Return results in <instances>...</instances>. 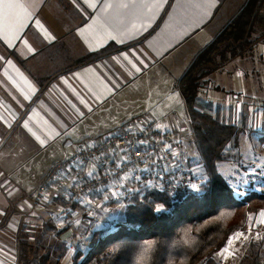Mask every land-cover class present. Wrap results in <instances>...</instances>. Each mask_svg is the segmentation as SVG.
<instances>
[{
    "label": "crops",
    "instance_id": "crops-1",
    "mask_svg": "<svg viewBox=\"0 0 264 264\" xmlns=\"http://www.w3.org/2000/svg\"><path fill=\"white\" fill-rule=\"evenodd\" d=\"M225 1L211 0L210 3H205L203 9H199L194 5L204 3V0H168L161 10L156 11L155 19L147 31L136 38H125L126 45L133 44L137 50L143 49L148 55L149 66L142 73H135L122 56L119 57V62L112 59L119 56L118 50L122 45L106 41L105 47L93 52L89 44L97 47V37L93 35L95 30L86 32L83 36L79 34L78 30L92 23L91 18L99 13L93 14L82 3L77 8L72 0H26L29 9L55 39H45L42 31L30 26L25 30L24 38L35 49L34 53L22 43L14 41L18 46L9 48L0 41V56L4 57L0 60V115L13 124V128L9 130L0 122V137L3 141L0 142V212H3L0 215V262L19 264L16 241L22 229L36 227L43 230L50 222L48 211L65 204L71 191L67 185H74L88 176V171L94 174L96 170L80 165L70 175L63 174L49 192L47 202L32 210L22 207L23 203L19 200V194L25 192L21 190L22 182L19 178L36 176L38 186L51 166L70 155L74 145L81 143L83 138H100L133 122L156 120L138 116L154 113L159 101L177 91V81L195 55L215 36L219 15L227 12V21L232 16V10L236 6L230 11ZM134 22L136 18L129 15L126 20L128 26ZM181 27L186 31L178 35ZM86 38L88 43L85 42ZM97 53H100L98 58L82 63L83 58ZM8 60L12 64H7ZM96 65L102 66L97 69L102 74L112 77L115 73L113 82L119 83L114 94L104 93L106 99L103 102H96L87 95L79 81L71 75ZM5 70L26 91L28 88L21 73L36 87L37 91L32 95L31 101L24 100L7 80ZM62 77H68L90 101L91 112L68 93L61 82ZM81 79L90 82L97 93L103 92L96 82L95 73H85ZM213 81V90L202 96L201 102L210 103L213 110L219 112L226 122L239 124L245 116L249 127L264 130V44L250 57L238 59L215 74ZM68 100H72L84 112L82 118L68 104ZM20 104H23L22 108ZM33 109L39 113V118L33 117L30 126L46 140V146L28 138L25 131L17 126V114L24 116ZM170 122L177 124V120ZM175 130L177 136L180 132L189 133L186 129ZM56 132L61 135L53 139ZM38 161L43 162L42 166L31 173V164ZM54 241L51 239V242ZM241 259L242 257L237 264Z\"/></svg>",
    "mask_w": 264,
    "mask_h": 264
},
{
    "label": "trees",
    "instance_id": "trees-1",
    "mask_svg": "<svg viewBox=\"0 0 264 264\" xmlns=\"http://www.w3.org/2000/svg\"><path fill=\"white\" fill-rule=\"evenodd\" d=\"M232 11L226 24L195 55L176 83L189 113V141L199 155L202 173L187 174L186 168L191 164L187 153L180 167L167 176L168 179L175 176L180 183L159 181L163 190L139 183L137 188L142 191L127 198L117 197L127 207L123 221L113 233L90 225L86 230L88 236L82 235V230L80 242L67 244L61 237L73 229L71 237L76 238L75 229L83 226L74 223L60 230L50 219L39 241L31 247L35 250L32 257L26 248H20L19 264H49L58 255L57 247L63 251V258L59 255L56 258L62 261L59 264H225L219 259L220 250L233 233L248 231L251 216H260L264 210V177L260 178L259 188L254 189L252 183L248 187L252 192L239 198L219 171L221 163L235 162L241 157L243 135L252 143L257 138L260 151H264V130L249 127L245 116L239 124L226 122L210 103L200 101L213 90L215 74L238 59L250 57L264 44V0H241ZM99 55L90 54L82 63ZM213 168L215 175L205 182L202 192L196 193L187 186L189 176L199 183ZM108 203L113 205L115 201ZM157 204H163L168 211L157 214L154 210ZM258 230L263 231L264 227L259 225ZM148 244L152 248L142 259L143 248ZM44 246H47L45 254ZM65 246H70V253H64ZM263 255L264 241H251L239 264H264ZM65 257L67 260L63 262Z\"/></svg>",
    "mask_w": 264,
    "mask_h": 264
},
{
    "label": "snow or ice",
    "instance_id": "snow-or-ice-1",
    "mask_svg": "<svg viewBox=\"0 0 264 264\" xmlns=\"http://www.w3.org/2000/svg\"><path fill=\"white\" fill-rule=\"evenodd\" d=\"M211 0H204V3H196L194 6L199 9H203L205 3H210ZM72 3L76 5L77 8L80 7L82 3L87 8L91 9L93 14L99 13V15H94L92 19V23L86 24L84 27L78 30L79 34L83 36L86 32L93 31V35L97 37V47H92L89 44V48L91 51L95 52L98 51L100 47H105L106 41H111L116 44L122 45V47L118 50L119 56L112 57L113 60L119 62V57L122 56L128 63L131 65V68L134 70L135 73H142L144 69H146L149 65L147 63L148 55L143 50H137L135 45L128 44L126 45V37L132 36L136 38V36L142 34L143 32L147 31L149 27H151L153 20L155 19L156 11L161 10V8L168 3V0H72ZM83 11V9H81ZM131 15L136 18V22L131 23L130 26L126 23L127 17ZM103 17V19L101 18ZM30 26H34L37 30L43 32V36L45 39L49 41L54 40L55 37L52 36L47 28L42 24L41 20L36 18L33 11L29 9L26 0H0V41H3L9 48H16L18 45L14 43V41L22 43L28 47L30 52H35V49L29 44L28 40L24 38L25 30L28 29ZM97 26H99L97 28ZM186 31L185 28L181 27L179 30L178 35H182ZM85 42L88 43L87 38ZM134 58V59H132ZM4 57L0 56V60H3ZM7 64H12L11 60L6 61ZM102 66H89L88 68L82 69L79 72H73L72 78L76 81H79L80 85L83 88V91L87 93V95L91 96L96 102H103L106 99L104 93L108 95L114 94L116 89L119 87L118 82H113V78L115 77V73L112 74V77L102 74L98 72L97 69L101 68ZM95 73L96 74V82L98 83L99 87L103 90L102 93H97L94 86L90 82H85L81 77L85 73ZM238 75H242V73H238ZM4 76L7 78L8 81L20 92L23 96L24 100L31 101L32 95L36 93L37 89L34 85L31 84L30 81L27 80L26 77H23L21 73L20 76L23 78L24 84L27 86L28 91L13 77L11 76L7 70L4 71ZM118 80V77H117ZM61 82L63 85L66 86L68 93H70L73 97H75L80 105H83L85 108L88 109L89 112L92 111L90 101L85 97L84 94L73 83L70 81L68 77H62ZM67 98V97H66ZM19 103V101H17ZM68 104L76 111L79 117L84 116V112L81 111L76 104L72 102V100H68ZM20 107H23V104H20ZM33 117L39 118V113L33 109L30 114H25L24 116H20L17 114V121L18 127L22 128L25 131V135L33 140L34 142H38L42 146H46V140L42 139L40 135L37 134L36 131L33 130V127L30 126V121L33 120ZM0 122L3 123L4 127L11 130L13 128V124L10 123L3 115H0ZM47 124V121H44ZM159 125L157 128L159 129ZM163 130V129H161ZM61 135L60 132H56L55 135L52 137L53 139L59 137ZM0 142L2 141V137H0ZM139 143H144V141H139ZM179 143V142H177ZM87 147H94V145H86ZM163 152L165 154L157 153V158L151 159V164L155 165L157 162H165L164 168L161 170V174L159 175L158 179H145L142 180L141 176L135 175L134 179L144 183L149 188H160L163 190V185L160 184V180L164 179L163 172L167 171L169 167L171 168H179L181 163V153L173 147L172 144H164L163 145ZM139 155V151L136 153ZM104 155V153H101ZM169 157L171 159H169ZM93 159H99V157H93ZM128 160L127 154L125 156L120 157V163L117 164V167L120 164H126ZM79 163L84 164V160L81 159ZM95 168V165H93ZM144 170H148V162H145ZM73 169L69 167L65 172V175H70ZM111 171V170H109ZM193 176L196 174L195 169L190 170ZM2 175V174H0ZM88 176H93L92 171L87 172ZM215 175V168L209 173L206 177H201L200 182L196 183L192 181V176H189L188 179V187L192 189L196 193H200L203 191V185L206 181H208L212 176ZM247 175V173H246ZM59 176H53L52 181L50 182L49 186H53L57 179H60ZM133 178L131 172H123L121 176L118 177V181L123 182L128 181L129 179ZM239 179L237 178V183L232 184V181H228L231 185L234 194L241 195L242 193L239 191ZM175 176L169 177V183L175 184L180 183ZM244 183H247V179L243 180ZM2 186V185H0ZM68 188H72V184L67 185ZM76 187H79V184H76ZM129 192H140L142 189L130 187L128 188ZM43 199L47 201L49 199V195L41 193ZM113 196H118L120 193L114 191L112 193ZM81 202L88 204L89 206H96L99 207L100 205L95 202L94 200L86 197H78ZM103 199L107 200L109 197L105 195ZM22 207H33L32 204L28 203L27 201L24 202ZM127 206L123 203L119 204L120 209H125ZM155 212L157 214L165 213L168 209L165 208L163 204L155 205ZM61 212L67 213L69 210L61 209ZM0 215H3V212H0ZM35 215V213H33ZM89 216H95L94 212L89 211L87 213ZM260 216L264 217V210H261L259 213ZM112 219H116L113 217ZM76 224H80V220L75 221ZM63 221L61 222L58 227H63ZM100 225H97L99 227ZM110 226V225H109ZM259 233H257V239H259ZM247 241L248 236H246L243 232H235L229 238L227 244L220 250L218 253L219 256L222 258H227L226 254H229L230 246L232 245L233 241L240 242V241ZM152 248V244H148L146 247L143 248L141 258L143 259L144 254H146ZM239 249H234L231 251V256L233 258L236 257ZM3 264V262H0Z\"/></svg>",
    "mask_w": 264,
    "mask_h": 264
},
{
    "label": "built area",
    "instance_id": "built-area-1",
    "mask_svg": "<svg viewBox=\"0 0 264 264\" xmlns=\"http://www.w3.org/2000/svg\"><path fill=\"white\" fill-rule=\"evenodd\" d=\"M157 125L160 126L159 129ZM139 141H144V143L141 144ZM177 142L179 141L176 130L172 128L170 122L162 123L153 119H145L124 125L100 138L75 144L72 153L65 159L55 162L42 178L31 197L33 209H38L47 202L43 199L41 193L49 195L53 186L59 181L57 179L54 185L50 187L49 184L53 176L61 177L69 167L74 169L81 165L90 168L95 165L96 171L93 176H86L84 179L77 181L71 188L63 206L48 211V217L58 229H68L80 218L77 216L76 209L83 202L78 197L92 198L97 193L107 194V190L111 193L117 191L120 193L119 197H130L133 192H129L128 188H137V185L141 183L134 179L135 175L141 176L142 180L158 179L167 161H158L157 164L152 165L151 159L157 158V153L166 155L163 152L164 144H172L181 153V160L185 158L187 151L183 150L180 143ZM86 145H94V147H87ZM138 151L139 155L136 154ZM101 153H104V155H101ZM125 154L128 157L127 163L120 164L117 167V164L120 163L119 158L125 156ZM93 157H99V159H93ZM81 159L84 160V164L79 163ZM169 159L171 158L169 157ZM145 162H148V170L146 171L144 170ZM177 169L169 167L167 171L163 172V180L167 179V183H169L168 173ZM125 171L131 172L133 178L121 185L118 177ZM76 184H79V187H76ZM61 209L69 211L65 213L61 212ZM62 221L64 226L58 227Z\"/></svg>",
    "mask_w": 264,
    "mask_h": 264
},
{
    "label": "rangeland",
    "instance_id": "rangeland-1",
    "mask_svg": "<svg viewBox=\"0 0 264 264\" xmlns=\"http://www.w3.org/2000/svg\"><path fill=\"white\" fill-rule=\"evenodd\" d=\"M239 3H241L240 0H226L225 1V4L229 7L230 11L234 8V6H237ZM225 14L228 15L227 12H225L223 15L222 13L219 15L218 22L216 23L217 30L215 28V34L218 31H220L221 27L227 21V16L225 17ZM214 76L212 77L213 79H214ZM153 100L154 98L151 101ZM140 117H143V118L151 117V118H155L157 121H169V122L170 120L172 121L177 120L176 125L170 122L172 124L173 129L178 128L180 130L186 129L189 131V133H186V134L184 133L182 134L180 132L179 136H177L176 134L177 138L180 137L178 141L182 149L187 151L188 156L191 159V164L186 168L187 174H192L190 171L191 169H195L197 175H200L202 173V169L198 165L199 155L195 147L191 145L190 143L191 132H190L189 113H188V110L185 104V100L178 91H176L170 97L159 101L154 113H150V112L143 113L138 116V118ZM96 137L97 136H91V137L83 138L80 141L81 143H83L82 141L85 142L91 139H95ZM182 139L183 141H181ZM240 142H241V149H240L241 157H239L238 161L230 162V163H221L219 165V171L223 175V177L226 178L227 181L230 180L232 181V184H236L237 178H240L238 187H239V191L242 194L240 196L236 195L239 198L244 197L245 195L250 194L252 192V190L248 188L250 184L253 183L254 189L259 188L261 186L260 178L264 177V151L262 150L260 151L258 139L256 138V143H252L247 137L243 135L240 138ZM234 156H236V159H237V155L234 154ZM42 164H43L42 161L33 162L31 164V173L35 172V170L41 167ZM19 179L22 182L21 190H25L24 193L19 194V200L23 204L25 201L31 204V195L34 194V192L36 191L38 187L36 184L38 179L36 176H27V177L19 178ZM244 179H247L248 182L244 183L243 182ZM106 193L107 194H104V195H107L109 197V199L107 200L103 199L104 195H102L101 193H99V195L93 196L92 200L97 202L100 205L99 207L89 206L88 204L83 203L82 204L83 206L80 205L79 208L76 209L77 216L80 217L82 215L78 220L81 221V224L79 225L83 227H80V229H75L76 238L70 237L69 240H67L64 243L71 244V243H77L78 241L80 242L79 234L81 233L82 230H84L82 231L83 233L82 235L86 234L88 236V234L86 233V230L88 229L90 225H92V227L94 228L109 229L110 233H113L116 230V228L120 225V223L123 221V218H124V209L119 208V204L123 202L117 199L118 196H113L112 193L109 192V190H107ZM109 200L115 201V203L113 205H110L108 203ZM83 207L85 208L83 209ZM25 208L26 210L27 209L32 210L33 207L31 208L25 207ZM89 211L94 212L96 215L95 216L87 215ZM113 217H116V219H112ZM97 225H100V226L97 227ZM259 225H262L264 227V217L251 216L250 222H249L250 228L248 231L243 232L246 236H248V240L247 241L242 240L240 242L233 241L232 245L230 246L229 254H227L226 256L227 258H222L221 256H219V259L222 260V262L225 264H237L239 259L242 257V255L247 250L251 241H254V240L264 241V230L263 231L258 230ZM28 229L30 231H28ZM41 232L42 230H40V228L37 229L36 227L27 228V230L26 228H23L20 233V236L18 237L19 239H17L16 241L18 253L20 254L21 252L20 248H26L29 252V256L32 257L35 250L31 249V247H33V245L39 241ZM257 233H259V236H260L259 239H257ZM28 234H30L31 236H29ZM117 235L118 234H116L115 236ZM87 236L84 239H86ZM20 242H25V243H22L21 245ZM69 249H70V246H65L64 253L66 254V252ZM234 249H239L235 258H233L230 254L231 251ZM46 251H47V246H44L42 248L43 254H45ZM56 251L58 255L61 256V258H63V256L61 255L63 251L60 250L58 247ZM68 252L70 253V251ZM58 255L54 256V258L51 259L52 261L49 264H59L60 262H62L56 259L58 258ZM65 260H67L66 257L63 259V262Z\"/></svg>",
    "mask_w": 264,
    "mask_h": 264
},
{
    "label": "water",
    "instance_id": "water-1",
    "mask_svg": "<svg viewBox=\"0 0 264 264\" xmlns=\"http://www.w3.org/2000/svg\"><path fill=\"white\" fill-rule=\"evenodd\" d=\"M74 234L73 229H69L62 237L61 240L67 241Z\"/></svg>",
    "mask_w": 264,
    "mask_h": 264
},
{
    "label": "bare ground",
    "instance_id": "bare-ground-1",
    "mask_svg": "<svg viewBox=\"0 0 264 264\" xmlns=\"http://www.w3.org/2000/svg\"><path fill=\"white\" fill-rule=\"evenodd\" d=\"M226 256H227V254H226Z\"/></svg>",
    "mask_w": 264,
    "mask_h": 264
}]
</instances>
